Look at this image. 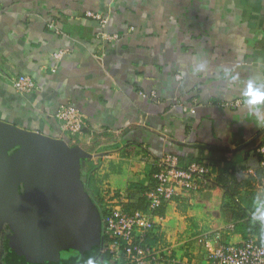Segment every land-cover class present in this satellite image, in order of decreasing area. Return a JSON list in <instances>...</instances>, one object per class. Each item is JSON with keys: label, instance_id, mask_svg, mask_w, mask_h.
Here are the masks:
<instances>
[{"label": "crops", "instance_id": "crops-1", "mask_svg": "<svg viewBox=\"0 0 264 264\" xmlns=\"http://www.w3.org/2000/svg\"><path fill=\"white\" fill-rule=\"evenodd\" d=\"M18 74L36 87L16 91ZM249 81L264 85V0H0V125L56 140L78 158L67 171L95 214L83 234L84 243H102L93 264L109 263L103 214L147 211L154 162L166 153L182 167L209 166L213 185L164 200L151 246L173 264H206L200 236L257 240L244 229L264 214V103L247 104ZM67 103L84 116L79 133L56 116ZM17 184L24 194L28 186ZM15 241L6 240L10 264H33L9 249Z\"/></svg>", "mask_w": 264, "mask_h": 264}, {"label": "water", "instance_id": "water-1", "mask_svg": "<svg viewBox=\"0 0 264 264\" xmlns=\"http://www.w3.org/2000/svg\"><path fill=\"white\" fill-rule=\"evenodd\" d=\"M77 162L56 140L0 125V178H14L12 190L0 187V221L12 218L20 228L9 249L33 264H71L82 257L83 234L95 214L67 171ZM19 181L28 186L24 194L17 191Z\"/></svg>", "mask_w": 264, "mask_h": 264}, {"label": "built area", "instance_id": "built-area-1", "mask_svg": "<svg viewBox=\"0 0 264 264\" xmlns=\"http://www.w3.org/2000/svg\"><path fill=\"white\" fill-rule=\"evenodd\" d=\"M85 14L98 20L102 25L106 23V18L98 12L87 10ZM48 26L53 31L59 32L53 22H49ZM104 35L108 39L118 37L115 33ZM12 86L18 92L27 93L33 90L36 84L30 76L18 74L12 79ZM239 101H229L226 104L234 107L240 104ZM182 107L187 110L186 106ZM56 116L62 129L71 134L79 133L85 124L82 112L73 104L60 105ZM257 152L260 155L259 166L264 170V142L257 148ZM154 166L158 171L155 174L154 187L146 193L147 211L129 212L120 206H114L103 214L102 231L110 238L109 243L104 247L109 256L108 264H173L169 254L163 253L156 246L143 245L142 241L148 231L155 229L159 225L158 221L163 220L156 211L164 200L180 192L202 190L213 178L209 166L200 162H191L182 167L177 155L172 153L162 155L154 162ZM198 239L207 248L206 264H264V244L258 243L252 237L240 243L218 242L216 244L204 236Z\"/></svg>", "mask_w": 264, "mask_h": 264}, {"label": "trees", "instance_id": "trees-1", "mask_svg": "<svg viewBox=\"0 0 264 264\" xmlns=\"http://www.w3.org/2000/svg\"><path fill=\"white\" fill-rule=\"evenodd\" d=\"M82 158L83 159L87 158L84 153L82 155ZM212 185H213V182L211 180L208 182L207 187L212 186ZM262 220H264V214L263 213L257 214L247 222V227L244 229V230H247L248 232L254 233L257 236V242L260 244H264V224H262ZM157 237L158 235L155 231H153V229L149 230L148 237L146 238L143 245L151 246L155 242ZM104 244H105V241H104ZM88 245H91V247L85 251L84 257L80 258V260L82 261L78 262L77 264H89L93 260L95 255L97 254L100 255L98 250L95 251L99 247V244L97 242H93V245L88 242ZM102 257L105 258V260L109 259L107 252L104 255H102Z\"/></svg>", "mask_w": 264, "mask_h": 264}, {"label": "flooded vegetation", "instance_id": "flooded-vegetation-1", "mask_svg": "<svg viewBox=\"0 0 264 264\" xmlns=\"http://www.w3.org/2000/svg\"><path fill=\"white\" fill-rule=\"evenodd\" d=\"M13 184H14V178L12 176L7 177V178L4 176V178H0V187L1 188L11 189ZM12 221H13V219L10 218L9 220H5V221H2L0 223V264H10L11 263V260H10L9 256L7 255V252H6V246H7L6 240L9 237L17 236V234H18L17 231H19V229H20L18 226H16L14 223H12ZM86 242H87V244H86ZM86 242L84 244L85 247L83 246V248H82V257L81 258L84 257L85 251L91 247V245H88V242L93 245V239L87 238ZM97 250H98L99 254L101 255L102 243L99 244L98 249H96L95 251H97ZM100 255H98V254L95 255L93 260L90 263L93 264L95 262V260ZM80 261H82V260L79 259L78 262H80ZM78 262H75V263L77 264Z\"/></svg>", "mask_w": 264, "mask_h": 264}, {"label": "clouds", "instance_id": "clouds-1", "mask_svg": "<svg viewBox=\"0 0 264 264\" xmlns=\"http://www.w3.org/2000/svg\"><path fill=\"white\" fill-rule=\"evenodd\" d=\"M245 95L249 106L264 103V85H257L255 82L249 81ZM262 224H264V220H262Z\"/></svg>", "mask_w": 264, "mask_h": 264}]
</instances>
